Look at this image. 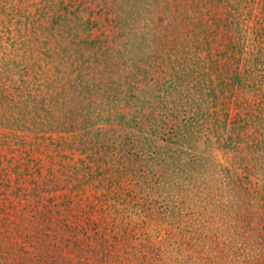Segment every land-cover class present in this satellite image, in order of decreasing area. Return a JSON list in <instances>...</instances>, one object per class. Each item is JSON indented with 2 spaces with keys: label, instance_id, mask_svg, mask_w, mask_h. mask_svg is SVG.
<instances>
[{
  "label": "rangeland",
  "instance_id": "rangeland-1",
  "mask_svg": "<svg viewBox=\"0 0 264 264\" xmlns=\"http://www.w3.org/2000/svg\"><path fill=\"white\" fill-rule=\"evenodd\" d=\"M261 195L264 0H0V264H264Z\"/></svg>",
  "mask_w": 264,
  "mask_h": 264
},
{
  "label": "trees",
  "instance_id": "trees-1",
  "mask_svg": "<svg viewBox=\"0 0 264 264\" xmlns=\"http://www.w3.org/2000/svg\"><path fill=\"white\" fill-rule=\"evenodd\" d=\"M244 207L246 217L249 213V218L247 217L245 220L242 219V221L245 223V226L249 228V230L254 232L252 238L258 246H264V196L261 195V197L256 199L254 202L244 204ZM249 240L250 238L247 239V241Z\"/></svg>",
  "mask_w": 264,
  "mask_h": 264
}]
</instances>
